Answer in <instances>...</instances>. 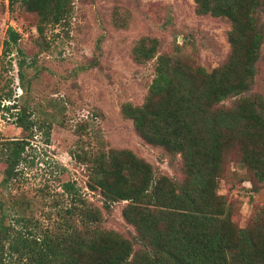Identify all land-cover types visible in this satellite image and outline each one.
<instances>
[{
	"label": "rangeland",
	"instance_id": "374dc122",
	"mask_svg": "<svg viewBox=\"0 0 264 264\" xmlns=\"http://www.w3.org/2000/svg\"><path fill=\"white\" fill-rule=\"evenodd\" d=\"M236 4L242 8L240 2ZM27 6L26 0H0V142L27 134L16 124L20 110L44 121L50 135L47 142L42 129L33 130L20 174L8 185H2L5 165L0 158V223L37 235L40 229L50 228L57 217L53 200L61 197V183L73 180L86 200L101 209L102 226L133 236L135 229L124 216L128 202L106 198L93 179L84 150L126 149L150 163L158 175L183 182L187 169L181 156L146 139L124 109L148 103L159 55H171L193 71L203 68L211 73L229 67L224 80H239L251 60L240 37L245 41L257 33L240 28L235 19L202 11L196 0H69L68 13L57 22L42 19ZM261 18L264 30V14ZM10 29L19 39L2 56ZM151 44L156 46L154 56L136 55L137 46ZM21 58L25 59V87L18 75ZM253 70L254 82L243 95L258 93L264 98V37ZM193 74L187 81L183 77L177 90L188 93V99L205 112V100L196 96L198 90H205L207 77ZM7 92L12 94L9 101L3 99ZM236 99L228 97L221 103L231 106ZM13 103L16 107L10 111L3 108ZM164 103L158 97L153 106ZM256 140L238 132L221 133L216 191L227 199L233 222L245 228L255 244L251 257L264 264V180H258L244 162L246 146L252 142L260 143L255 156L264 160V141ZM123 162L129 173L127 186H132L141 171L133 166L131 155Z\"/></svg>",
	"mask_w": 264,
	"mask_h": 264
},
{
	"label": "trees",
	"instance_id": "16d2710c",
	"mask_svg": "<svg viewBox=\"0 0 264 264\" xmlns=\"http://www.w3.org/2000/svg\"><path fill=\"white\" fill-rule=\"evenodd\" d=\"M196 1L202 11L235 19L240 28L257 33V37L244 38L245 41L240 37L251 57L243 77L227 82L223 74L229 67H218L211 73H205L203 68L193 71L171 55H159L158 74L148 91V103L128 105L124 109L146 139L166 148L172 155L181 156L187 169L183 182L158 175L150 163L126 149L84 150L83 157L91 164L93 179L106 198L128 202L124 216L134 227L135 234L124 236L102 226L101 209L86 200L75 181L66 180L61 183L59 193L65 198L53 200L57 217L50 228L39 230V236L30 230L28 233L14 230L0 223V264H256L250 253L255 244L247 230L233 222L227 199L217 194L220 169L216 159L222 132H238L253 142L256 138L264 141V98L258 93L243 95L254 82V63L264 37L261 18L264 0ZM68 2L26 0L30 10L53 22L65 17ZM8 34L2 44V56L11 50L10 45H17L19 39L14 30H8ZM16 49L22 54L20 48L16 46ZM155 50V44L141 45L135 48V53L152 57ZM17 64L25 87V59H19ZM194 72L207 77L205 90H198L199 96H196L205 100V112L199 109V103L188 99V93L177 90L178 82L183 77L185 81L190 80ZM11 95L7 92L3 99L9 101ZM233 96L237 99L231 106L221 103ZM158 97L166 103L154 108ZM15 107L14 103L3 104L7 111ZM19 113L22 116L16 124L27 134L0 142V158L5 165L2 185H8L19 176V166L25 161L35 128L42 129L49 141L50 127L44 121L29 118L25 110ZM253 142L246 146L244 162L254 170L258 180H264V160L255 156L260 143ZM127 155H131L136 170L141 171L132 186H127L129 173L123 162ZM58 171L64 173L61 167ZM21 219L27 226L26 218Z\"/></svg>",
	"mask_w": 264,
	"mask_h": 264
}]
</instances>
